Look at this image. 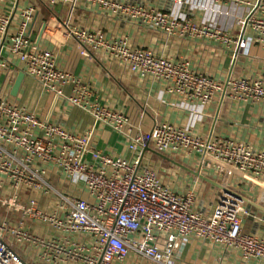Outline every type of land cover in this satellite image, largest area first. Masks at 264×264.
I'll list each match as a JSON object with an SVG mask.
<instances>
[{
  "label": "built area",
  "instance_id": "built-area-1",
  "mask_svg": "<svg viewBox=\"0 0 264 264\" xmlns=\"http://www.w3.org/2000/svg\"><path fill=\"white\" fill-rule=\"evenodd\" d=\"M47 1L51 5L82 1L102 12L140 22L168 36L215 39L235 54L247 45L244 37H237L230 31H211L209 23H198L183 14L162 10L150 0ZM173 1L178 8L190 2ZM214 1L244 3L248 9L252 6V0ZM34 13V7L23 10L25 21L8 44L21 67L39 80L45 90L53 93L63 95L65 87L74 83L78 95L68 98L71 103L89 111L97 122L113 131L131 135L135 127L127 114L104 106L100 100H90V89L80 86L77 79L59 68L54 52L28 37V23ZM237 23H251L264 32V20L251 21L249 16ZM63 24L83 55L104 52L143 79L166 82L188 107H195L197 103L201 107L208 106L222 95L243 101L264 100L262 78H229L222 83L191 69L186 62L158 55L145 46L131 45L125 37H109L104 27L82 28L71 16L66 17ZM9 25L10 17L0 11V33H6ZM10 96L8 86L0 89V173L20 186L50 190L51 186L39 177L47 170V165H52L63 169L71 178L80 177L84 181L90 198L64 195L57 209L44 218L59 231L92 237L90 244L76 245V252L85 263L125 264L134 254L153 264H179L176 253L182 240L195 236L233 251L245 264L251 261L264 264V237L246 232L243 218L249 210L243 201L226 192L230 182L238 176L257 183L260 192L264 193V153L230 139L203 138L190 128L170 122L157 124L148 135L145 132L136 134L134 148L137 145L145 147L149 142L152 148L165 155L202 154L203 162L209 159L226 173L223 190L215 203L212 201L211 208L203 209L198 206L195 191H178L163 179L159 170L141 163V156L136 161H129L94 150L91 133L77 134L58 124L46 123L10 100ZM0 264H23L1 233Z\"/></svg>",
  "mask_w": 264,
  "mask_h": 264
},
{
  "label": "crops",
  "instance_id": "crops-1",
  "mask_svg": "<svg viewBox=\"0 0 264 264\" xmlns=\"http://www.w3.org/2000/svg\"><path fill=\"white\" fill-rule=\"evenodd\" d=\"M150 1L162 10L183 14L198 23H209L211 31L219 29L244 37L247 45L239 54H235L215 39L168 36L140 22L102 12L82 1L51 5L47 0H0V11L10 17L7 32L0 33V89L8 86L11 89L10 100L46 123L58 124L77 134L91 133L92 149L129 161H136L144 149L139 145L133 147L136 145L133 137L140 132L148 135L153 127L163 122L190 128L203 138L214 141L230 139L253 151L264 153V100L243 101L222 95L208 106L201 107L197 103L195 107H188L180 94L166 82L143 79L104 52L83 55L77 41L63 25V20L71 16L73 22L82 28L94 30L104 27L109 37H125L131 45L145 46L158 55L186 62L191 69L208 74L222 83L229 78L259 77L264 80V32L254 28L251 23H237L249 16L251 21L264 20V0H252L251 13L244 3L190 0L184 7L178 8L173 0ZM28 7L35 8L33 18L28 23V37L54 52L59 68L77 79L80 86L90 89V100L97 99L110 109L126 112L135 127L131 135L113 131L97 122L89 111L71 103L68 98L78 95L74 83L65 87L63 95L53 93L45 90L39 80L21 67L8 44L11 36L19 31L25 21L22 12ZM22 73L25 77L19 95L15 97L12 95L13 85ZM167 156L172 159L173 156H180L181 160L176 161L180 165L173 164L186 173L179 184L165 181L182 192L195 191L199 208L212 206V201L208 205H200V195H204L209 185L211 193L216 195L221 188L220 181L225 183L226 175L224 177L223 174V179L222 174L215 175L213 167L203 162L202 156L198 154L177 153ZM46 169L39 178L51 186L50 190L20 186L0 173L2 238L23 264H87L75 251V245L90 244L92 237L59 231L44 218L57 209L64 195L87 199L89 195L84 181L80 177L71 178L58 166L47 165ZM197 172L212 182L201 178ZM231 187L255 203H243L249 210L243 218L244 229L264 237V210L257 207L264 208V193L260 192L259 185L235 176ZM176 258L179 264H245L233 251L224 250L195 236L182 240ZM125 264L153 263L132 254ZM247 264L260 262L251 261Z\"/></svg>",
  "mask_w": 264,
  "mask_h": 264
},
{
  "label": "rangeland",
  "instance_id": "rangeland-1",
  "mask_svg": "<svg viewBox=\"0 0 264 264\" xmlns=\"http://www.w3.org/2000/svg\"><path fill=\"white\" fill-rule=\"evenodd\" d=\"M91 6H93V5H91ZM257 78H259V77H257ZM113 110L116 111V109H113ZM124 113L127 114L126 112H124ZM198 155L202 156V158H203L202 154H198ZM173 158H174L173 160H175V161H180L181 160L180 156H176V157L173 156ZM145 161L147 163H149L150 165L154 166L157 170H159L160 173H161V176L163 177V179L170 180L174 184H179L180 181L183 180L182 178L184 177V175L186 173V171L184 169H182L181 167L176 166L172 162L166 161L165 159H161V158H159V157H157V156H155V155H153L151 153H147V158L145 159ZM206 162H208V164L213 167V173L215 175L220 173V174H222V179H223V174H224V177H225V175H226L225 172L221 173V171H219L220 170L219 166L215 162H213V161H211L209 159H207ZM231 183H232V181L230 182L228 189L231 190V191H235L236 189L234 187H231ZM220 186H222V187L224 186L222 181H220ZM207 187L209 188V190L207 188L206 192H204V195L203 194L200 195V201H199L200 205H208L209 201H214V203H215L218 194L220 193V191L223 190L222 188H220V190L218 189L219 192L216 193V195H214V194L211 193V190H210L211 186L209 185ZM178 191L182 192L180 189ZM88 195H89V193H88ZM206 196H208V197H206ZM88 198H90V195H89ZM209 208H211V206H209L207 208H203V209H209ZM68 233H70V232H68ZM72 234H76V233H72ZM83 235H88V234H83ZM79 244H81V243H79ZM76 245H75V249H76Z\"/></svg>",
  "mask_w": 264,
  "mask_h": 264
},
{
  "label": "water",
  "instance_id": "water-1",
  "mask_svg": "<svg viewBox=\"0 0 264 264\" xmlns=\"http://www.w3.org/2000/svg\"><path fill=\"white\" fill-rule=\"evenodd\" d=\"M24 77H25V74L22 73L19 78L15 81L14 85H13V89H12V95L13 96H18L19 95V92H20V89H21V86H22V83H23V80H24ZM147 152H151V153H154L155 155L165 159V160H168L172 163H175V164H178L180 165L179 163H177L176 161H174L170 156H167L165 154H162V153H159L157 152L154 148H152L150 146V143L147 142L146 146L144 147L143 151H142V154H141V157H140V162L142 163L143 162V159L146 155ZM198 176H200L201 178H205L206 180L212 182V180H210L209 178L207 177H203L200 172H197L196 173ZM222 188V186H220ZM227 193H229L230 195H232L233 197H235L236 199L240 200V201H243L244 203H248L249 205H255V203L253 201H251L250 199L238 194V193H235L233 191H230V190H226ZM257 207H260L262 210H264L263 207L257 205Z\"/></svg>",
  "mask_w": 264,
  "mask_h": 264
},
{
  "label": "trees",
  "instance_id": "trees-1",
  "mask_svg": "<svg viewBox=\"0 0 264 264\" xmlns=\"http://www.w3.org/2000/svg\"><path fill=\"white\" fill-rule=\"evenodd\" d=\"M94 53H95V51H93ZM97 52V51H96ZM86 87V86H85ZM88 88V87H87ZM147 153H151V152H147ZM147 153H146V155H147ZM151 154H153V155H155L154 153H151ZM146 155H145V157H144V159H143V163H145V164H149V163H147L146 161H145V159H146ZM155 156H157V155H155ZM157 157H159V156H157ZM159 158H161V157H159ZM161 159H163V158H161ZM166 161H168V160H166ZM150 165V164H149ZM152 166V165H151ZM154 167V166H153ZM160 172V171H159Z\"/></svg>",
  "mask_w": 264,
  "mask_h": 264
}]
</instances>
